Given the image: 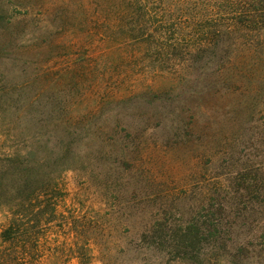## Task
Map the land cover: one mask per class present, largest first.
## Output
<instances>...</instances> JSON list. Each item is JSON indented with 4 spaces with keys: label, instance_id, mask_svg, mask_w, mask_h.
Listing matches in <instances>:
<instances>
[{
    "label": "rangeland",
    "instance_id": "obj_1",
    "mask_svg": "<svg viewBox=\"0 0 264 264\" xmlns=\"http://www.w3.org/2000/svg\"><path fill=\"white\" fill-rule=\"evenodd\" d=\"M61 1L0 0V264H264V114L232 121L167 75L96 108L100 41L59 40ZM84 58L98 80L77 73L65 116ZM66 118L101 130L62 154Z\"/></svg>",
    "mask_w": 264,
    "mask_h": 264
},
{
    "label": "trees",
    "instance_id": "obj_2",
    "mask_svg": "<svg viewBox=\"0 0 264 264\" xmlns=\"http://www.w3.org/2000/svg\"><path fill=\"white\" fill-rule=\"evenodd\" d=\"M35 2L27 7L47 4V0L38 2L43 5ZM57 7L62 16L60 41L68 39L65 34L69 32L82 37L84 44L79 47L89 44L92 48L99 38L105 70L102 78L112 90L95 101L96 108L114 107L120 94L132 92L135 84L167 75L191 97H212L219 108L229 110L232 121L248 123L264 114V0H62ZM70 22L72 27L67 26ZM77 62L68 75L72 85L62 102L68 109L65 116L75 111L76 103L89 98L80 95V90L75 96L77 73L93 79L91 82L98 80L90 73L95 67L83 66L85 58ZM120 77L126 78L118 81ZM62 122L55 138L62 154L101 130L96 126L81 129L67 118ZM11 221L7 233L15 227L20 232L19 215L14 214Z\"/></svg>",
    "mask_w": 264,
    "mask_h": 264
}]
</instances>
